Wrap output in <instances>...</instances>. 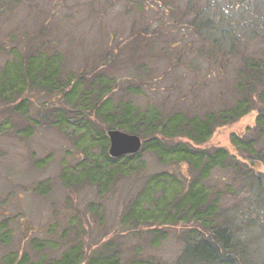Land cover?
Returning <instances> with one entry per match:
<instances>
[{"label": "trees", "instance_id": "16d2710c", "mask_svg": "<svg viewBox=\"0 0 264 264\" xmlns=\"http://www.w3.org/2000/svg\"><path fill=\"white\" fill-rule=\"evenodd\" d=\"M22 1L0 0V13L15 14ZM117 1L127 4L128 10L135 7L143 17L145 10L165 8L154 31L167 27L183 32L180 41L167 43L158 52L154 39H149L150 21L143 29L133 28L131 40L116 44L121 53L98 52L94 59L100 62L87 61L74 71L70 54L60 47L62 40L47 23L38 31L20 34L17 27L7 38L0 35L4 55L0 60V136L17 125L22 126L16 129L21 138L40 126L60 133L74 130L83 156L73 168L62 170L61 184L69 190L88 186L98 196H107L120 177L134 171V162L145 152L163 165L185 164L187 183L172 186L168 195L164 180L169 172L154 174L124 206L113 228L105 221L103 202L95 208L90 204L93 219L75 210L65 223L52 219L41 231L31 221H21L20 243L27 248L5 252L0 264H248L249 249L241 243L238 224L254 212L264 224V0H185L184 8L179 4L183 0ZM55 13L50 10L44 15L50 21ZM169 51L174 53L173 67L184 62L187 71L203 59L210 65L208 77L219 72L224 79L230 78L216 108L183 110L180 102L185 97L171 110L148 101L143 108L134 102L132 96L145 95L143 88L152 82L155 71L145 56ZM119 67L131 68L138 77H119ZM38 94L54 96L51 109L42 105L35 109L32 99ZM251 113L254 124L242 134H231L228 146L205 147L220 128ZM109 129L139 135L142 148L112 156ZM228 196L246 208L231 211L224 205ZM10 222L8 217L0 221V244L5 247L12 242ZM172 229L185 242L175 261L144 256V245L156 248Z\"/></svg>", "mask_w": 264, "mask_h": 264}, {"label": "rangeland", "instance_id": "374dc122", "mask_svg": "<svg viewBox=\"0 0 264 264\" xmlns=\"http://www.w3.org/2000/svg\"><path fill=\"white\" fill-rule=\"evenodd\" d=\"M179 4L184 8L186 1L183 0ZM225 5L228 7L227 2H224V7ZM50 10H55L56 13L49 21L44 14ZM164 10L163 7L145 10L143 17L135 7L128 10L127 4L117 0H23L15 14L6 11L0 13V35L7 38L8 34L18 29L17 27L21 29L20 34L38 31L41 25L47 23V26L54 30L53 35L57 31V38L62 40L60 47L66 54H70L73 60L70 68L75 71L87 61L93 64L100 62V59H94L98 52L104 55V52L113 49L121 53L122 50L117 48L116 44L121 40H131L132 29H143L150 21L153 24L147 30L149 39H154L153 46L158 52L159 47L180 41L183 32L170 31L167 27L158 29V32L154 31L155 27H158L161 14L165 13ZM112 37L113 41L110 39ZM155 54L149 53L145 56V61L148 65H153L155 71L153 70L152 80L151 77L147 78L152 82L147 88H143L145 95L132 96L136 104L144 108L148 101L160 109L171 110L178 105L177 100L185 97L179 101L183 110H186V107L191 111L210 109L219 105V94L224 90L225 83L230 81L229 77L224 79L219 72L208 77L210 65L203 59H200L194 68L189 67L185 71L184 62L179 68L171 66L174 57L171 51L167 55L158 53L157 57H154ZM0 60H4L1 53ZM119 69L116 73L119 77H138V72L131 68ZM165 72L166 74H163ZM119 91L122 93V90ZM53 97L46 94L33 95L35 109L37 105H42V109H51ZM254 122L255 115L251 113L233 125L220 128L205 147L228 146L231 134L244 133ZM21 127L17 125L15 128ZM16 129L8 135L0 136V221L8 217L13 233L10 246L0 244V256L18 246L27 248L25 242L20 243V236L23 234L21 221H31L41 231L52 219L65 223L75 210L91 219L90 204L95 208L103 202L105 221L109 228H113L117 225L124 206L134 200L145 182L154 174L163 170L169 172L164 180L168 195L172 194L169 189L172 186H184L187 183L188 169L185 164L163 165L154 154L145 152L134 162V171L131 170L130 174L120 177L107 196H98L96 190L88 186L75 188V191L69 190L61 184L62 170L66 167L67 170L73 168L80 156H83L77 148L74 130L67 128L60 133L56 129L40 126L34 128L27 138H21L16 135ZM95 150L98 153V150ZM221 174L227 179L231 178L230 173ZM151 188L153 192L155 186ZM41 189L45 193H42ZM240 203V200L230 196L224 200V205L231 211L244 210L246 207ZM251 215L256 220H251ZM257 216L254 212L248 217L245 216L248 220L243 223L240 220L241 224H238L239 235L242 236L241 243L249 249L246 256L248 264H264V224H260L261 219ZM178 235L177 229H172L156 248L144 245V256H154L160 262L175 261L185 245L184 239Z\"/></svg>", "mask_w": 264, "mask_h": 264}, {"label": "water", "instance_id": "95a60500", "mask_svg": "<svg viewBox=\"0 0 264 264\" xmlns=\"http://www.w3.org/2000/svg\"><path fill=\"white\" fill-rule=\"evenodd\" d=\"M107 134L110 141L109 152L114 157L137 153L142 148V138L135 133L109 129Z\"/></svg>", "mask_w": 264, "mask_h": 264}]
</instances>
